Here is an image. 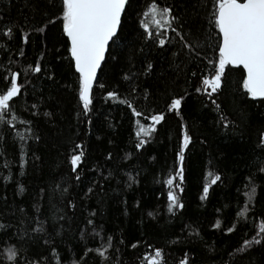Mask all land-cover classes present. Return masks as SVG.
Here are the masks:
<instances>
[{"label":"trees","instance_id":"trees-1","mask_svg":"<svg viewBox=\"0 0 264 264\" xmlns=\"http://www.w3.org/2000/svg\"><path fill=\"white\" fill-rule=\"evenodd\" d=\"M152 2L131 0L122 16L121 38L116 44L110 43V51L118 50L121 56L113 60L106 53L103 71L98 73L99 82L94 88L89 125L78 117L79 104L73 90L76 77L69 67L61 23L48 26L43 34L33 31L41 25L45 12L54 11L52 5L47 0H0V28L14 27L11 40L0 37V45L9 49L7 53L0 49V90L5 88V76L10 77L13 71L19 74L21 95L14 103L17 129L25 133L28 126L20 125L19 120H29L34 134L40 137L39 141L28 139L24 143L11 129L0 125V136L4 137L0 140V224L5 226L0 228V253L15 245L22 253L27 249L29 258L35 251L50 255L44 245L46 239L49 247L56 248L63 264H72L85 245L95 249L103 243L107 247V237L112 236L113 247L108 254L113 259L108 264H116L117 256L118 264H149L146 257L155 258L157 248L163 251L164 264H179L185 253L192 264H264V244L254 245L243 254L235 252L244 239L251 240L256 235L264 222V215H260L264 214V173L259 171L264 166V149L258 147L264 134V100L247 97L240 87L243 71L227 66L222 91L214 94V98L235 127L227 131L218 128L217 114L207 96L195 91L203 77L214 75L209 61L218 60V37L213 35L208 40L202 61L181 64L179 58L172 56L171 46L160 50L151 41L141 39L140 22ZM156 3L170 7L186 30L205 34L209 31L206 0H156ZM21 28L29 35L27 44L22 43ZM21 49L24 55H20ZM38 60L42 71L32 73L30 66H35ZM148 62L152 63L153 71L140 74ZM129 69L137 75L126 81L123 76L130 74ZM193 71L196 77L191 76ZM99 83L106 84L107 91L118 92L120 100H131L140 111L165 113V121L157 125L158 132L141 152L134 151L131 110L118 101L106 100V90ZM145 90L149 94L147 100ZM179 96H184L183 120L166 108L170 98ZM34 103L38 108H31ZM33 112L39 114L34 116ZM44 112L51 115L45 117ZM181 123L186 124L193 143L185 154L186 179L184 192L179 194L185 207L173 215L167 212V189L160 181L174 167ZM74 143L84 145L85 151L79 182L75 181L67 161ZM21 146L26 153L23 168L19 160ZM128 154L130 157L125 159ZM37 156L39 160L35 159ZM209 160L211 170L221 174L222 182L212 185L208 198L202 201L203 185L210 182V178L206 179ZM5 161L9 167H3ZM248 175L254 177L256 195L252 210L239 218L237 212L247 200L245 192L250 191V187H245ZM5 176L10 177L7 182ZM128 176L136 181L130 187ZM57 183L68 187V192L61 195L59 190L54 191ZM20 185L25 189L22 194L18 191ZM89 187L93 191L85 195ZM41 189H44L42 199ZM69 201L75 208L68 206ZM36 205L43 213L40 219L45 221L42 234L31 231L35 226L32 220ZM149 211L153 217L147 215ZM92 212L96 215L90 216ZM60 216L64 218L58 219ZM88 219L93 220L95 230L87 225ZM217 221L219 228L214 227ZM233 226L236 231L228 233L227 228ZM94 231L100 235L94 236ZM82 232L85 239H81ZM133 244L137 247L132 248ZM87 259L88 264H101L94 254ZM0 264L8 262L0 257Z\"/></svg>","mask_w":264,"mask_h":264},{"label":"snow or ice","instance_id":"snow-or-ice-1","mask_svg":"<svg viewBox=\"0 0 264 264\" xmlns=\"http://www.w3.org/2000/svg\"><path fill=\"white\" fill-rule=\"evenodd\" d=\"M51 4L54 11L51 13L45 12L44 20L41 25L34 27L33 31L38 33H45L48 26L55 27L58 22L62 25V35L66 38V51L68 53L69 67L74 69L73 75L76 79L73 84V90L79 104L78 117L81 122L92 124L91 113L94 108V88L99 82L98 71H103V65L106 61V53L113 60H117L121 53L117 51H110L111 44L121 38L122 31V16L126 14L127 8L131 5V0H47ZM210 5V7H209ZM205 8L207 9L206 20L209 31L207 34L202 31L193 32L190 29H185L184 23L180 18L173 14L170 7H161L156 0H153L148 5L147 10L143 12L144 19L140 22V27L143 29L141 39L151 41L152 46L160 50L166 49L171 46L169 50L173 57L179 58L181 64H196L197 61H202L205 53L208 40L212 39L213 35L218 37V60L209 61L214 67V75L203 77L201 79V86L196 87L195 91L198 94L206 95L208 101L217 114L216 125L227 131L234 128V122L230 119L229 114L224 110L221 103H218L214 98V94H219L222 91V79L225 77L227 66L243 69L242 83L240 85L243 93L251 100H264V0H206ZM22 33V43H29V35ZM171 32L174 35H169ZM14 36V27L4 26L0 28V37H6L11 40ZM0 49L8 52L9 49L5 45H0ZM143 51V49H141ZM20 55H24L23 49L20 50ZM43 57H41L42 59ZM180 69V65H177ZM32 73H40L42 65L38 60L35 66H30ZM153 71V65L148 62L140 74L148 75ZM125 74L123 79L128 81L137 73ZM19 74L15 71L11 72L10 77L5 76V88L0 90V125L6 126L13 131L15 137L20 141L27 143L28 139H35L39 141L40 137L35 135L31 121L19 120L20 125H27L25 133H21L17 129L18 116L15 114V98L21 95L22 85L18 83ZM192 77H196L195 71L191 72ZM52 80V76H48ZM99 87L106 90V100L118 101L125 104L131 110V115L134 118V151L139 153L145 149L154 134L158 132L157 125H161L166 115L164 112H151L140 111L131 100H120L119 94L116 91H107V86L104 83H99ZM210 90V91H209ZM136 89H132L135 93ZM146 100L149 99V94L145 90ZM184 96L172 97L170 102L166 103L168 113H175L181 116L182 101ZM208 105H205L207 107ZM31 108H38L37 104H32ZM38 112H33V115H38ZM43 115L48 117L51 115L49 112H44ZM140 118H143L142 122ZM4 137L0 136V140ZM193 143V137L189 134L186 124L181 123L179 134V146L175 152L174 167L168 174L166 179L160 182L167 189V212L175 215V211L182 210L185 205L181 202L180 193L184 192L185 183V154L189 150L190 145ZM258 147L264 149V134L261 135ZM26 153L23 146L20 149V167L25 165L24 157ZM131 154L125 156L128 159ZM85 157L84 145L74 143L67 156V161L70 165L71 173L75 174V181H81L80 166ZM112 158L111 153L108 159ZM39 160V157H35ZM209 171L206 174V179L210 178V182L203 185L202 194L200 199L206 200L209 195V189L217 182H222V176L218 171H212V161L209 160ZM3 167H9V162L5 161ZM259 171L264 173V166L260 167ZM111 175V174H110ZM3 179L7 182L10 177L5 176ZM108 179V177H104ZM253 175L246 177V188L250 187V191L245 192L247 200L244 208L237 212V217L244 218L252 208V201L256 195V187L253 183ZM129 187L135 183V178L128 176ZM59 190L60 194L68 192V187H62L61 184L55 185L54 191ZM19 193L22 194L25 189L22 185L19 186ZM93 189L88 188V193ZM44 189H41V199L43 198ZM68 206L75 208V204L71 201ZM139 207V204H137ZM23 211V209H21ZM43 213L40 206L36 205V216L32 220L31 227L32 233L42 234L45 232V221L40 219ZM96 213H90V216H95ZM149 217H153V212L147 213ZM264 215V214H260ZM64 217L60 216L58 219L62 220ZM87 225H90L95 230V225L92 219L87 220ZM0 224V228H4ZM219 228L220 223L214 225ZM236 231V227H228L227 232L232 233ZM24 235H28L27 232ZM85 233L82 232L81 239H85ZM99 232L94 231V236H99ZM32 237L29 236V239ZM179 242L178 240L176 241ZM123 243V240L120 241ZM107 247L102 243L99 247L93 249L87 247L79 256V259L73 260L72 264H88V257L91 255L98 256L101 264H108L113 258L108 254L109 249L113 247V237L108 236L106 241ZM264 244V222H262L256 235L251 240L244 239L242 244L235 249L237 253H246L249 248L254 245ZM44 245L50 255H45L43 251H35L31 258H29L28 250L24 249L23 253L20 248L15 245H9L4 252L0 253L8 264H63L55 247H49V241L44 240ZM132 248L137 245L133 244ZM151 247V246H150ZM119 253V249H116ZM233 256L232 252L228 253ZM155 258L146 257L149 264H164L162 249H155ZM119 262V256L116 257V264ZM179 264H192V260L187 253L184 258L180 260ZM228 264V262H225Z\"/></svg>","mask_w":264,"mask_h":264},{"label":"water","instance_id":"water-1","mask_svg":"<svg viewBox=\"0 0 264 264\" xmlns=\"http://www.w3.org/2000/svg\"><path fill=\"white\" fill-rule=\"evenodd\" d=\"M110 43H111V42H110ZM229 67H231V68H234V67H232V66H230V65H229ZM236 69H238V68H236ZM239 69H241V70L243 71V69H242V68H239ZM98 73H99V71H98ZM258 100H259V99H258Z\"/></svg>","mask_w":264,"mask_h":264}]
</instances>
